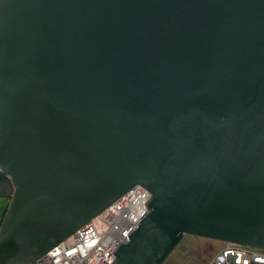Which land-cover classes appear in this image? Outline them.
Masks as SVG:
<instances>
[{
	"label": "water",
	"instance_id": "water-1",
	"mask_svg": "<svg viewBox=\"0 0 264 264\" xmlns=\"http://www.w3.org/2000/svg\"><path fill=\"white\" fill-rule=\"evenodd\" d=\"M136 186L111 264L185 234L264 252V0H0V264Z\"/></svg>",
	"mask_w": 264,
	"mask_h": 264
},
{
	"label": "built area",
	"instance_id": "built-area-1",
	"mask_svg": "<svg viewBox=\"0 0 264 264\" xmlns=\"http://www.w3.org/2000/svg\"><path fill=\"white\" fill-rule=\"evenodd\" d=\"M150 196L147 189L134 187L32 264H111L148 212ZM206 264H264V253L226 243Z\"/></svg>",
	"mask_w": 264,
	"mask_h": 264
},
{
	"label": "rangeland",
	"instance_id": "rangeland-1",
	"mask_svg": "<svg viewBox=\"0 0 264 264\" xmlns=\"http://www.w3.org/2000/svg\"><path fill=\"white\" fill-rule=\"evenodd\" d=\"M5 198L0 196V204ZM222 245L218 240L185 234L162 264H206Z\"/></svg>",
	"mask_w": 264,
	"mask_h": 264
},
{
	"label": "trees",
	"instance_id": "trees-1",
	"mask_svg": "<svg viewBox=\"0 0 264 264\" xmlns=\"http://www.w3.org/2000/svg\"><path fill=\"white\" fill-rule=\"evenodd\" d=\"M5 199H8L9 200V198H5ZM6 201V202H2V204H0V225H1V223H2V219H3V217H4V215H5V212H6V210H7V207H8V203H9V201Z\"/></svg>",
	"mask_w": 264,
	"mask_h": 264
},
{
	"label": "clouds",
	"instance_id": "clouds-1",
	"mask_svg": "<svg viewBox=\"0 0 264 264\" xmlns=\"http://www.w3.org/2000/svg\"><path fill=\"white\" fill-rule=\"evenodd\" d=\"M223 243V242H222ZM226 243H223V245H225ZM252 249V248H251ZM255 250V249H254ZM258 251V250H257ZM259 252H261V251H259ZM261 253H264V252H261Z\"/></svg>",
	"mask_w": 264,
	"mask_h": 264
},
{
	"label": "bare ground",
	"instance_id": "bare-ground-1",
	"mask_svg": "<svg viewBox=\"0 0 264 264\" xmlns=\"http://www.w3.org/2000/svg\"><path fill=\"white\" fill-rule=\"evenodd\" d=\"M222 246H223V245H222ZM222 246H221V247H222Z\"/></svg>",
	"mask_w": 264,
	"mask_h": 264
}]
</instances>
